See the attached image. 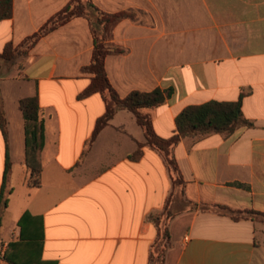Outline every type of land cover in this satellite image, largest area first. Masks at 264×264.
Listing matches in <instances>:
<instances>
[{"label":"crops","instance_id":"0c3cea01","mask_svg":"<svg viewBox=\"0 0 264 264\" xmlns=\"http://www.w3.org/2000/svg\"><path fill=\"white\" fill-rule=\"evenodd\" d=\"M71 0H12L0 19V54L37 33ZM125 14L108 43V78L121 97L172 89L142 109L155 133L170 138L191 105L241 100L251 126L185 137L173 154L182 177L126 109L95 133L101 93L81 97L94 39L76 16L41 36L13 65L0 59V264H264V0H91ZM37 96L43 125L39 184L30 183L25 119L19 100ZM142 144L141 155L132 157ZM241 184V185H237ZM204 207H208L207 209ZM161 227L172 239L159 245Z\"/></svg>","mask_w":264,"mask_h":264},{"label":"trees","instance_id":"16d2710c","mask_svg":"<svg viewBox=\"0 0 264 264\" xmlns=\"http://www.w3.org/2000/svg\"><path fill=\"white\" fill-rule=\"evenodd\" d=\"M12 13V0H0V19L8 18ZM76 16H84L88 19L93 39L94 48L91 62L84 68L85 72L93 75L91 84L81 94V97L99 92L106 103L105 114L98 120L95 133L105 127L114 117L117 111L126 109L131 111L137 123L144 131L146 145L156 149L164 157L165 162L172 171L174 186L180 185L182 177L176 159L173 154L174 147L182 138L194 137L208 134L211 132L227 133L234 132L239 126H251L252 123L246 120L241 111V100L237 102H207L201 105H191L184 108L176 117V133L170 138L158 136L154 129L150 116L142 109L154 108L163 104L172 94V89L157 88L150 92L132 91L125 97H121L112 86L105 68V58L114 52H122L121 49L108 43L111 38L115 25L125 17V14H109L101 11L91 0H71L70 3L60 12L54 15L37 33L33 34L18 47L8 45L4 52L0 54V59L13 65L19 57L27 55L28 51L34 46L39 38L55 28L63 25L68 20ZM19 108L25 119L26 135V160L31 169L30 183L39 184L41 172L40 152L43 146V125L40 117V107L37 96L25 97L19 100ZM1 127L6 138V120L2 113ZM142 144L138 145L132 157L137 158L141 155ZM10 168V161L7 157L5 168L4 187L0 194V208L6 206L5 185L6 173ZM241 185V184H237ZM208 208V207H204ZM227 211L234 219L251 218L258 221L264 219L263 213L248 211L244 216L238 212L231 211L227 207L218 206ZM1 224V219H0ZM160 241L169 243L172 239L171 231L166 227L160 229ZM157 242V244L159 243ZM164 248L161 253L151 255L150 264H163L165 262ZM4 259L11 264H36L34 262L20 263L10 255H4Z\"/></svg>","mask_w":264,"mask_h":264},{"label":"rangeland","instance_id":"374dc122","mask_svg":"<svg viewBox=\"0 0 264 264\" xmlns=\"http://www.w3.org/2000/svg\"><path fill=\"white\" fill-rule=\"evenodd\" d=\"M159 245H165V246H167V243L165 241H161V242H159Z\"/></svg>","mask_w":264,"mask_h":264}]
</instances>
